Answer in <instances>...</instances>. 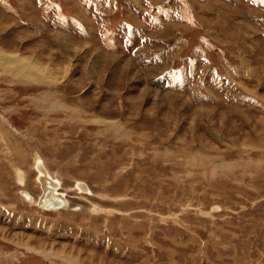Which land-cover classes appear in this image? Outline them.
<instances>
[{"label":"rangeland","instance_id":"rangeland-1","mask_svg":"<svg viewBox=\"0 0 264 264\" xmlns=\"http://www.w3.org/2000/svg\"><path fill=\"white\" fill-rule=\"evenodd\" d=\"M0 264H264V3L0 0Z\"/></svg>","mask_w":264,"mask_h":264},{"label":"bare ground","instance_id":"bare-ground-1","mask_svg":"<svg viewBox=\"0 0 264 264\" xmlns=\"http://www.w3.org/2000/svg\"><path fill=\"white\" fill-rule=\"evenodd\" d=\"M16 169H17L16 170V172H17L16 174H17V177H18V179L16 177V180H17L18 184H23V178H24V181H25V173H24V171L22 169H21L22 170L21 171L20 168H16ZM36 169L38 171H37V174H35V176H36L35 179L37 181V185L39 186V192L41 191L40 183H39V176H41V175H43L44 182L47 184L48 187H52V189H55L56 192H60V190H59V187L61 186L60 181L57 178H55L54 176H51L49 174V172H47L48 170H46V167H45L44 162H43L42 159H39L36 162ZM77 188H78L77 190L78 191L80 190V192H82V191L83 192H90V189L86 185L81 183V182H77ZM20 190H18V193L21 195ZM22 190H25V189H22ZM26 192L28 193L29 197H24L23 195H21L26 200V202H28L29 204L34 202L35 205L39 209H41L43 211H54V210H58V209H63L65 207H67V205H68V200H67L66 193H64L62 191H61V193L63 194L64 200H65V205L57 207V208H48V209L40 207V206H38L36 204V200H37L38 195L36 196V198H34L28 191H26Z\"/></svg>","mask_w":264,"mask_h":264},{"label":"water","instance_id":"water-1","mask_svg":"<svg viewBox=\"0 0 264 264\" xmlns=\"http://www.w3.org/2000/svg\"><path fill=\"white\" fill-rule=\"evenodd\" d=\"M40 193L37 197L36 204L43 208H57L65 205V200L61 192H56L52 187H48L44 182L43 175L39 176ZM21 195L29 197L25 190H20Z\"/></svg>","mask_w":264,"mask_h":264},{"label":"snow or ice","instance_id":"snow-or-ice-1","mask_svg":"<svg viewBox=\"0 0 264 264\" xmlns=\"http://www.w3.org/2000/svg\"><path fill=\"white\" fill-rule=\"evenodd\" d=\"M262 3H264V0H261Z\"/></svg>","mask_w":264,"mask_h":264}]
</instances>
